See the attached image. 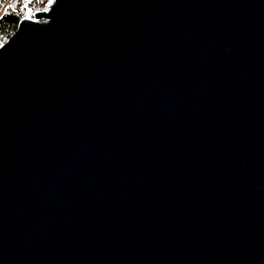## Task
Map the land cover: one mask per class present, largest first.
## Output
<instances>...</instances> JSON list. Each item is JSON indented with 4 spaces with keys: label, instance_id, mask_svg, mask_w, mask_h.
I'll list each match as a JSON object with an SVG mask.
<instances>
[{
    "label": "water",
    "instance_id": "water-1",
    "mask_svg": "<svg viewBox=\"0 0 264 264\" xmlns=\"http://www.w3.org/2000/svg\"><path fill=\"white\" fill-rule=\"evenodd\" d=\"M0 264H264V0H53L0 45Z\"/></svg>",
    "mask_w": 264,
    "mask_h": 264
},
{
    "label": "trees",
    "instance_id": "trees-1",
    "mask_svg": "<svg viewBox=\"0 0 264 264\" xmlns=\"http://www.w3.org/2000/svg\"><path fill=\"white\" fill-rule=\"evenodd\" d=\"M37 4V0H0V45L15 32L20 20L34 11Z\"/></svg>",
    "mask_w": 264,
    "mask_h": 264
},
{
    "label": "built area",
    "instance_id": "built-area-1",
    "mask_svg": "<svg viewBox=\"0 0 264 264\" xmlns=\"http://www.w3.org/2000/svg\"><path fill=\"white\" fill-rule=\"evenodd\" d=\"M48 5H49V3L46 0H43V1L40 0L37 4V7L34 10L45 9Z\"/></svg>",
    "mask_w": 264,
    "mask_h": 264
},
{
    "label": "rangeland",
    "instance_id": "rangeland-1",
    "mask_svg": "<svg viewBox=\"0 0 264 264\" xmlns=\"http://www.w3.org/2000/svg\"><path fill=\"white\" fill-rule=\"evenodd\" d=\"M40 0H37V3L39 2ZM41 1H43V0H41ZM49 4L53 1V0H46ZM27 16H32V13H30V14H27Z\"/></svg>",
    "mask_w": 264,
    "mask_h": 264
},
{
    "label": "snow or ice",
    "instance_id": "snow-or-ice-1",
    "mask_svg": "<svg viewBox=\"0 0 264 264\" xmlns=\"http://www.w3.org/2000/svg\"><path fill=\"white\" fill-rule=\"evenodd\" d=\"M25 7H27V5H25Z\"/></svg>",
    "mask_w": 264,
    "mask_h": 264
}]
</instances>
